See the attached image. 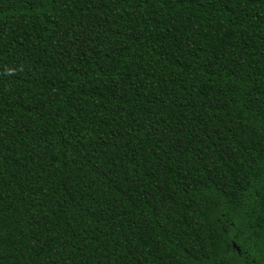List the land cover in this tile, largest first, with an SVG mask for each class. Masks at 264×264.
<instances>
[{
  "label": "trees",
  "instance_id": "obj_1",
  "mask_svg": "<svg viewBox=\"0 0 264 264\" xmlns=\"http://www.w3.org/2000/svg\"><path fill=\"white\" fill-rule=\"evenodd\" d=\"M0 264H264V0H0Z\"/></svg>",
  "mask_w": 264,
  "mask_h": 264
}]
</instances>
